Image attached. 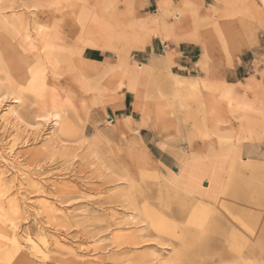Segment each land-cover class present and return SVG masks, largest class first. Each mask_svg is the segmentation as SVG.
<instances>
[{
  "label": "rangeland",
  "instance_id": "1",
  "mask_svg": "<svg viewBox=\"0 0 264 264\" xmlns=\"http://www.w3.org/2000/svg\"><path fill=\"white\" fill-rule=\"evenodd\" d=\"M186 4L213 14L207 76L202 46L184 41L192 33L157 28L161 14ZM0 8L7 18L53 21L64 53L28 77L22 104L0 72L8 220L0 228L15 229L12 239L0 229V264H264V0H0ZM7 31L0 51L9 54L17 41ZM54 106L67 122L56 136L36 119ZM200 185L213 202L199 198ZM184 208L197 220L190 210L178 216Z\"/></svg>",
  "mask_w": 264,
  "mask_h": 264
},
{
  "label": "bare ground",
  "instance_id": "2",
  "mask_svg": "<svg viewBox=\"0 0 264 264\" xmlns=\"http://www.w3.org/2000/svg\"><path fill=\"white\" fill-rule=\"evenodd\" d=\"M189 7H191V6H189V5L187 6V4H186L185 7L183 8V10L177 9V12H175V14L173 16L172 15L170 16L168 11H166L164 14H161L160 25L158 24V21L156 22L157 28H158V30L164 32L165 34H170V35H174L177 33L178 34L192 33V34H189V36H187V38H185L184 41L185 42H191L194 44L196 43V44H199L202 46L203 51H205V55L203 56L202 60L200 61V65L203 68L202 70H205L204 73L206 75V72L210 73V66L212 64L211 56H210L211 55V48H210L211 43L206 38V36L208 38L211 37V39L213 40V38L216 35V34H214V31H215L214 18H213L212 11H210V10H209V12H203L202 13L200 11H196V10L192 9V7L191 8H189ZM186 10L190 14V18H189V16L188 17L185 16V17L189 18V21H186L187 19L186 20L184 19V14H185L184 12ZM3 12H4L3 9L0 8V28H5L6 31L8 30L7 31L8 35H10L12 37L11 39H13V41H15V40L17 41V45L14 47L13 45L10 44L12 46V48H11L12 51H10L9 54L13 53L12 56H10L9 54H6V52L2 51L3 52L2 53L0 51V72L5 75V79L8 82V85L10 86V91H11V96H12L11 102H13L15 104H22L23 98H24V96H23V85L27 83V81L29 79L28 77L30 75H35L37 73L38 69L42 66V64H44V62L61 60L62 57L64 56V53L59 50L60 45L57 42V35H58L57 34V27H56L55 23H53V21L47 20L46 22H42L41 20L34 18L35 20H31V22H29V21L25 20L23 17L22 18L21 17L20 18L19 17L18 18H15V17L7 18L4 16ZM171 17H173L175 20H177V23L175 25H169V18H171ZM148 22H150V21H148ZM31 23L33 25L32 28L34 31L35 38L32 37L31 31L29 28ZM143 25H144L143 27H146L147 23H144ZM3 30L4 29H2V31ZM3 37L5 38V36H3ZM0 48H1V45H0ZM8 50H9V48H8ZM170 57L171 56L168 55L167 59L169 60ZM8 58L11 60H9ZM7 60H8V63H6ZM223 80H224V78H223ZM205 81L208 82L209 80H205ZM231 92L232 91L230 88L227 89V87H224V89L222 91V95H223V97H229L231 95ZM4 100H6V99H4ZM6 102L7 101H3L2 103H0V108ZM7 114L9 117H13L14 119H19V115H18L17 111L13 108H11V110H8ZM36 119L40 122H43L47 126L52 125L51 128L54 130L53 136H56L58 131L60 133H62V132L64 133V128H66L67 122H66V117L64 114V109L62 106H60V107L54 106L53 108H51L49 110H43L41 113H39L36 116ZM179 159H182V156H179ZM184 169H185V167L181 168V170H184ZM196 187H197V190H196L197 195L200 196L199 197L200 199L206 198L207 201H209V202L214 201L213 200L214 199L213 193L210 189L209 190L204 189L203 185L196 186ZM1 206H2V204H0V208H1ZM189 210L191 212V215L194 214L193 215L194 220H197L195 213L193 212L195 210L194 208L181 209V211L177 212V215L182 217L185 214H187L189 212ZM225 210H227V209L225 208ZM132 216H133V214H132ZM142 216L147 218L148 221H150V223L153 225V227H156L158 229L160 228L162 230L167 231L168 233H171V232H169L170 231L168 228L169 226L165 223V221L162 218L152 216L151 213L146 211V210L143 211ZM215 221L216 222L219 221V218L216 217L214 222ZM7 222H8V220H7L5 212L0 211V223H2L1 225H5V227H6ZM5 227L1 226V228H3V230ZM0 231L3 233L6 232L5 234L8 233L7 238L10 237L12 239L15 236L14 235L15 229L12 230V232H7L8 230L7 231L4 230L5 232L2 230H0ZM1 232H0V234L2 235ZM211 249L212 248H206V250H211ZM19 251L20 250H15L14 254H12V256L9 258V261L12 260L19 253ZM17 257H19V256H17ZM20 257H23V256H20ZM24 258H25V256H24ZM25 260H27V259H25Z\"/></svg>",
  "mask_w": 264,
  "mask_h": 264
},
{
  "label": "crops",
  "instance_id": "3",
  "mask_svg": "<svg viewBox=\"0 0 264 264\" xmlns=\"http://www.w3.org/2000/svg\"><path fill=\"white\" fill-rule=\"evenodd\" d=\"M189 53H190V51L187 50V49H182V51H180V55H181V57H182L183 59H187V58H189Z\"/></svg>",
  "mask_w": 264,
  "mask_h": 264
},
{
  "label": "snow or ice",
  "instance_id": "4",
  "mask_svg": "<svg viewBox=\"0 0 264 264\" xmlns=\"http://www.w3.org/2000/svg\"><path fill=\"white\" fill-rule=\"evenodd\" d=\"M3 102V98H0V103H2Z\"/></svg>",
  "mask_w": 264,
  "mask_h": 264
}]
</instances>
